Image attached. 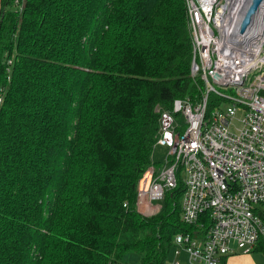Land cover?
<instances>
[{
    "label": "trees",
    "instance_id": "1",
    "mask_svg": "<svg viewBox=\"0 0 264 264\" xmlns=\"http://www.w3.org/2000/svg\"><path fill=\"white\" fill-rule=\"evenodd\" d=\"M11 1L0 0V264H166L172 236L197 229L180 221L182 178L148 215L135 188L161 163L162 114L201 94L185 2Z\"/></svg>",
    "mask_w": 264,
    "mask_h": 264
},
{
    "label": "built area",
    "instance_id": "2",
    "mask_svg": "<svg viewBox=\"0 0 264 264\" xmlns=\"http://www.w3.org/2000/svg\"><path fill=\"white\" fill-rule=\"evenodd\" d=\"M183 1L190 73L202 90L193 103L173 100L180 121L162 114L157 142L167 153L137 178L136 204L147 213L159 210L178 174L180 221L197 229L172 236L166 264H221L235 249H264V0L243 31L251 0ZM24 2L12 0V9L21 12Z\"/></svg>",
    "mask_w": 264,
    "mask_h": 264
},
{
    "label": "crops",
    "instance_id": "3",
    "mask_svg": "<svg viewBox=\"0 0 264 264\" xmlns=\"http://www.w3.org/2000/svg\"><path fill=\"white\" fill-rule=\"evenodd\" d=\"M261 216L264 219V212ZM221 264H264V249L260 244H257L252 251L235 249L224 257Z\"/></svg>",
    "mask_w": 264,
    "mask_h": 264
},
{
    "label": "rangeland",
    "instance_id": "4",
    "mask_svg": "<svg viewBox=\"0 0 264 264\" xmlns=\"http://www.w3.org/2000/svg\"><path fill=\"white\" fill-rule=\"evenodd\" d=\"M13 7L11 6V7H9V9H12ZM189 74L192 76V74L190 73V71H189ZM192 77H195L194 75L192 76ZM225 92H229L228 90H224ZM213 97H214V94L213 93H211L210 95H209V99L210 100H212L213 99ZM177 116L178 115H174L173 117H174V119H179V121H180V118H177ZM179 117V116H178ZM152 152H151V158L154 160V161H156V162H162V160L164 159V157L166 156V153H167V148L164 146V145H161V144H159L158 142H156L154 145H153V147H152ZM155 202H157V201H153L152 203H155ZM160 203V202H159ZM136 208L139 210V212L140 213H142V214H145V215H148V214H151V213H147L145 210H144V208L141 206V204L139 205H136ZM158 211V210H157ZM156 212V211H155ZM133 257V256H132ZM169 257L171 258V257H173V252L171 251V250H169ZM168 257V258H169ZM137 259V258H136ZM132 260H134L133 258H132Z\"/></svg>",
    "mask_w": 264,
    "mask_h": 264
},
{
    "label": "water",
    "instance_id": "5",
    "mask_svg": "<svg viewBox=\"0 0 264 264\" xmlns=\"http://www.w3.org/2000/svg\"><path fill=\"white\" fill-rule=\"evenodd\" d=\"M261 1H263V0H251L250 1V4L248 5V7L246 8V10L244 12V17H243V20H242V23H241V28L240 29L242 31L244 30V28L250 22L251 16L256 11V9L260 5Z\"/></svg>",
    "mask_w": 264,
    "mask_h": 264
},
{
    "label": "bare ground",
    "instance_id": "6",
    "mask_svg": "<svg viewBox=\"0 0 264 264\" xmlns=\"http://www.w3.org/2000/svg\"><path fill=\"white\" fill-rule=\"evenodd\" d=\"M248 0L246 1L245 5L247 4ZM245 5L243 6V8L245 7ZM224 259V258H223Z\"/></svg>",
    "mask_w": 264,
    "mask_h": 264
}]
</instances>
